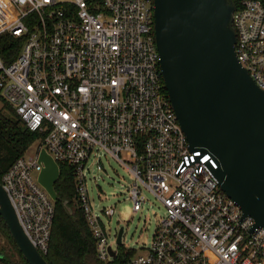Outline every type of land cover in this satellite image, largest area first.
I'll return each instance as SVG.
<instances>
[{
    "label": "built area",
    "instance_id": "obj_1",
    "mask_svg": "<svg viewBox=\"0 0 264 264\" xmlns=\"http://www.w3.org/2000/svg\"><path fill=\"white\" fill-rule=\"evenodd\" d=\"M154 7V0H0V95L40 136L32 156L2 176V187L34 246L48 255L56 211L38 181L45 149L69 168L97 259L108 264L121 248L136 253L125 248L124 232L118 244L120 229L109 234L90 199V166L105 171L102 156L111 157L134 179L135 213L144 190L166 209L151 246L126 264H264V227L222 191L212 155L192 151L178 122ZM233 26L237 58L264 90V0L240 1ZM101 213L111 219L115 209Z\"/></svg>",
    "mask_w": 264,
    "mask_h": 264
},
{
    "label": "water",
    "instance_id": "obj_2",
    "mask_svg": "<svg viewBox=\"0 0 264 264\" xmlns=\"http://www.w3.org/2000/svg\"><path fill=\"white\" fill-rule=\"evenodd\" d=\"M154 6L165 88L190 148L212 155L222 191L256 228L264 227V90L236 55V0H154ZM39 163V184L56 203L60 166L45 149ZM64 206L73 213L68 201ZM0 217L28 264H48L1 182ZM110 254L115 258L117 251Z\"/></svg>",
    "mask_w": 264,
    "mask_h": 264
},
{
    "label": "trees",
    "instance_id": "obj_3",
    "mask_svg": "<svg viewBox=\"0 0 264 264\" xmlns=\"http://www.w3.org/2000/svg\"><path fill=\"white\" fill-rule=\"evenodd\" d=\"M91 3H100L101 0H88ZM240 1L236 0L239 5ZM3 39L11 40L7 46H15L11 37ZM9 48V47H8ZM19 49L16 47L15 50ZM9 110L11 117L0 111V182L2 176L8 171L13 163L24 156L26 151L34 145L40 138L37 133L29 131L16 115L13 109L7 104L5 108ZM61 178L55 185L59 200L55 203V219L52 228L50 251L44 256L48 264H103L96 256L95 242L88 229L82 211L77 202L74 179L69 168L60 164ZM68 201L72 214H69L64 206ZM1 235L6 238L9 251L0 249L3 255L0 264H28L13 242L9 231L0 217ZM108 264H126L134 251L124 252Z\"/></svg>",
    "mask_w": 264,
    "mask_h": 264
},
{
    "label": "rangeland",
    "instance_id": "obj_4",
    "mask_svg": "<svg viewBox=\"0 0 264 264\" xmlns=\"http://www.w3.org/2000/svg\"><path fill=\"white\" fill-rule=\"evenodd\" d=\"M5 105L0 95V111L3 110L5 116L11 117L9 110L4 109ZM34 148L35 145H32L26 151L25 157L32 156ZM122 157L125 158V155ZM102 164L105 171L90 166V171L86 175L92 204L111 236L124 228L125 248L135 249V255L145 254L153 242L166 209L151 193L144 190L146 202L142 210L135 213L128 194V189L134 181L130 172L111 157L102 156ZM109 207L115 209V215L111 219L101 213V210ZM1 234L0 231V249L9 251L8 241ZM113 244L114 247L117 246L116 243Z\"/></svg>",
    "mask_w": 264,
    "mask_h": 264
}]
</instances>
